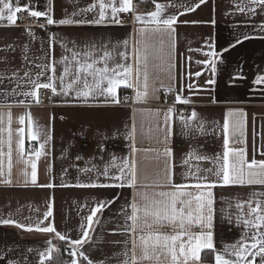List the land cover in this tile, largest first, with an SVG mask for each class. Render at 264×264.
Instances as JSON below:
<instances>
[{
  "label": "crops",
  "instance_id": "obj_1",
  "mask_svg": "<svg viewBox=\"0 0 264 264\" xmlns=\"http://www.w3.org/2000/svg\"><path fill=\"white\" fill-rule=\"evenodd\" d=\"M95 2L13 0L14 6L17 3L21 6L27 4L32 10L48 11L51 8V15L56 21L65 18L93 20L98 16V8L90 12L82 10ZM157 2L166 5L162 14L164 17L176 15L178 21L174 25L175 32L171 36H164V60L158 55L160 36L149 33L148 43L153 48L149 57V98L146 103H136L135 87L126 89L123 86L118 89L119 104L106 103L103 98L77 100L73 92L69 96L53 95L50 105L45 106L40 97L41 102L37 103L34 97L21 94L32 90V85L24 76L26 71L32 79L36 78L37 73H43L40 81L47 82L50 71L37 65H48L55 61L56 76L59 77L64 67L60 61L63 56H68L70 67L75 72L71 53L61 45L83 52L87 46L94 44L96 57L102 54L103 46H106L115 57L109 61L110 67L116 63H131L135 68L131 57L132 46L139 39L136 30L145 25L135 20L133 26L117 24L112 23L111 19L103 24L48 25L46 17H33L35 24L29 26L21 25L18 21L11 25L6 19L0 20V76L5 77L0 79V221L12 219L34 228L36 225H52L69 238V242H65L54 233L29 232L15 225L0 223V264H9V261L12 264H41V253H45L49 247L58 249L60 243H65L70 254L73 251L70 240L81 238L84 230L81 225L87 223V217L99 204L105 207L93 218L89 238L79 250L94 264H123L128 258L124 255L125 251L132 247L131 243H124L129 239L124 228L130 223L127 216L131 212L129 205L133 197L143 208L153 199H162L155 195L157 192L174 190L156 185L167 184L170 179L176 184L194 185L197 176L217 182V186L211 189L215 200V250L228 258L230 253L224 252L227 246L241 240L252 242L250 238L255 230L247 228L242 220L247 218L249 212L246 202L252 201V206H255L258 201L264 205V185H223L215 173L224 163L223 155L228 148L246 149V171L247 164L253 159L257 162L264 160V83H255L258 76H264V30H261L264 10L257 8L255 14L248 11L252 7L250 0H206L199 7L196 5L200 0ZM133 3L138 5L137 13H148L149 8L155 10L151 0H133ZM190 8L194 10H188ZM240 8H244V11H240ZM73 13L76 15L73 16ZM213 20L215 24L211 23ZM147 27L151 28L152 25ZM245 35L250 38L244 39ZM125 39L130 40L127 49L122 43ZM237 39L242 43L231 47ZM117 44L119 46L114 48ZM124 51L130 54L127 62L117 54ZM213 51L217 56L211 55ZM168 52L171 53L170 58ZM205 61H215V71L213 65ZM196 73L201 75L197 76ZM71 79L67 77L66 81ZM209 80L215 83L209 84ZM133 83H136L135 74ZM57 87L60 91L59 81ZM76 87L80 88L82 84ZM140 87L143 90V75ZM42 90H39V95ZM168 91L175 94V101L176 96L180 95L190 103L168 105L165 97ZM126 97L129 98L128 103L123 102ZM172 107L176 113L169 126L165 127L164 115ZM185 107L191 113H197V119H188L187 126L180 119ZM229 111L233 113L231 116L228 115ZM29 113L31 120L20 124L19 118ZM226 123L227 132L224 130ZM241 124L243 135L238 129ZM133 125L134 140L129 141L127 134L132 131ZM200 125L203 132L199 130ZM9 127L10 174L7 156ZM20 128L25 129L23 155L18 148ZM33 130L40 133L39 140L31 139ZM45 141L43 154L36 159L35 153L31 154L29 150L32 146L39 150L40 144ZM130 144L140 151L131 152ZM166 148L171 149L170 156L165 153ZM130 157L138 166L140 184L136 189L128 186H77L114 183L100 173L108 167L109 176L119 174V168ZM28 160L37 165L36 184L31 183L32 168ZM235 162L237 158L230 155L228 163ZM8 180L11 183H7ZM49 184L54 186H45ZM185 190L193 195L199 191L195 187ZM143 195L148 199H143ZM241 203L244 204L243 215L237 207ZM49 211L52 216L45 219ZM140 215L143 224V212ZM148 222H152L151 218ZM155 230V226L145 228L143 234ZM141 234L137 231L134 237L137 256L142 251L139 247ZM54 253L44 264H63L64 258L59 254L55 257ZM131 255L129 252L128 256ZM158 255L159 261L154 259L143 264H171L167 253L159 252ZM201 257V264H214V253L210 250H202ZM73 259L87 264L79 255H70L65 264ZM256 259L259 264V258Z\"/></svg>",
  "mask_w": 264,
  "mask_h": 264
},
{
  "label": "snow or ice",
  "instance_id": "obj_2",
  "mask_svg": "<svg viewBox=\"0 0 264 264\" xmlns=\"http://www.w3.org/2000/svg\"><path fill=\"white\" fill-rule=\"evenodd\" d=\"M139 2H145V0H139ZM155 4V10L148 13H137V4L133 3V0H96L95 3L90 5L87 9L82 11H93L98 8V16L93 20H74L72 18H65L59 21L53 19L51 15V8L48 11H38L32 10L30 5L21 6L18 3H13V0H0V20H7L11 25L17 23V13L29 12L31 17L40 18L46 17V22L48 25L60 24V25H72V24H103L109 19L112 23L123 24V20L119 19L121 13H131L136 22L145 25L136 30V34L139 39L136 40L135 45L132 46L131 57L135 62V68L131 63H116L114 66H109V61L113 60V51L107 50L106 46H103L102 54L96 57V45H89L86 50L81 52L73 49H67L66 45H61L65 47L66 51L71 53V62L75 64V72L73 73L70 67L69 57L63 56L61 63L64 65L63 74L59 77L56 76V64L53 61L48 65H37V67L46 68L50 71V75L47 77V82H41L40 76L43 73H37L36 78L32 79L29 72H25L24 76L27 78L28 82L32 85V90L28 92L21 93L25 97H34L37 103L39 100V90L50 89L53 95H63L69 96L73 92L77 100L83 99L87 101L89 98H103L106 103L119 104L120 98L118 96V89L123 86L126 89H132L135 87V101L136 103H146L149 98V85H148V67H149V57L152 55L153 45L148 43L149 33L153 35L160 36V49L159 58L164 60V36L167 34L171 36L175 32L174 25L178 21V16L168 15L164 17L162 14L165 11L166 5L157 2V0H151ZM206 0H200V3L196 5L199 7L200 4L205 3ZM252 5L248 11L255 14L256 9L260 8L264 10V0H250ZM175 7L176 5H170ZM183 7V5H181ZM110 10V11H109ZM194 10V9H188ZM240 11H244V8H240ZM7 13V15H5ZM183 14V13H181ZM76 13H73L75 16ZM215 24V21H211ZM147 25H152L148 28ZM44 27V25H41ZM261 30H264V25H261ZM250 37L245 35L244 39H249ZM124 47L127 49L130 40L125 39L123 42ZM242 43L241 40L237 39L231 47H235L236 44ZM74 44V42H73ZM119 44L115 45L118 47ZM228 49H224L227 51ZM122 59L127 62L129 60V52L124 51L117 53ZM213 57L217 56L216 52H211ZM167 56L170 58L171 53L168 52ZM27 59V57H25ZM204 63H209L213 65V71H215L214 63L215 61H205ZM171 68V64L168 65ZM135 74V85L133 83V75ZM13 75H17L14 73ZM141 75H143V90L140 87ZM197 76L201 73H196ZM67 77H72L71 80L66 81ZM5 77L0 76V79ZM91 78V82H89ZM57 81H59L60 91H58ZM209 84H214V80H209ZM255 83H264V76H258ZM82 87L77 88V85ZM171 91V89H169ZM176 102L179 103H190L187 98L176 96ZM176 109L174 107L169 108L164 115L165 127H168L173 119ZM233 113L229 111L228 115L231 116ZM181 121L187 126V120L191 119L195 121L197 119V113L193 111L189 118L184 116L180 117ZM26 120H31L30 113L26 116L19 118L20 124H25ZM9 125L11 124V113H8ZM238 129L240 134L243 135V125H239ZM199 130L203 132V126H199ZM225 132L228 131V124L224 125ZM8 148L9 151L7 156L9 158L8 168L9 174L12 167L11 164V128H8ZM19 134L21 139L18 142V148L21 154L24 153V139L25 129L20 128ZM135 126L133 125L132 131L127 134V139L129 141L134 140ZM31 139L39 140L40 133L36 130L31 131ZM167 139V137H166ZM41 143L39 150H35V157L39 159L43 154L45 144ZM228 141H225V147L227 148ZM103 150V148L101 149ZM131 152H138L140 149L136 148L134 144H130ZM146 151H153V149H146ZM165 153L171 155V149L166 148ZM264 154V153H262ZM234 155L237 158V162L229 164V156ZM246 149L233 150L228 148L223 155L224 163L221 165L219 171L215 173L217 177L222 180L223 185L237 184V185H264V160L257 162L255 159L247 164V171L245 170L246 164ZM197 159H207L206 157H196ZM80 159V157H77ZM31 165V183H37V165L31 160L27 161ZM115 166V164H113ZM254 169H259V171H254ZM85 171H90V169H85ZM199 171V169H197ZM211 172V169H208ZM27 175V173H25ZM107 177L109 180L114 181L111 184L103 183H91V184H79L78 187H119L123 188L128 186L130 188L136 189L139 184L138 178V166L134 159L131 157L123 162V165L119 168V174L109 176L108 167L100 173ZM197 182L194 185L187 184H176L170 179L167 184H158L156 187L165 188L171 187L172 191H159L155 195L161 197L162 199H153L150 203H146L143 208H141L135 201V196L133 201L130 203L129 207L131 209L130 214L127 216V223L124 231L129 234V239L124 243L132 244V247L127 249L124 253L128 257L123 264H143V262H151L154 259L159 261V252L167 253L171 258V264H201L202 250H210L214 253V264H257V259L259 258V264H264V205L261 202H255V206L252 201L246 202L248 204L249 212L247 218L242 220V223L249 229H254L253 235L251 236V243L241 240L237 241L236 244L227 246L224 250L225 253H230V256L226 258L224 253L215 250L214 244V193L211 191L212 188L217 186V182L208 181L207 177H196ZM11 183L10 180L6 181ZM46 187H53L54 185H45ZM188 187H195L198 191L197 195H193L192 192L186 191ZM187 197V199H185ZM143 199L147 200V196L143 195ZM105 207L104 204H99L95 209L91 211V214L87 217V223L81 225L84 229L81 233V238L71 239L70 246L73 251L70 255L76 257L77 255L84 258L87 264H94V262L88 258L83 251H80L82 247L89 238V233L92 230L93 218L98 212H100ZM237 207L241 209V215H243L244 204H237ZM141 212H143V224H141ZM52 216V212L49 211L45 214V219ZM151 218V223L148 219ZM239 219V218H238ZM98 222V221H97ZM4 225H15L16 227L25 229L26 231H38L42 233H54L56 237L61 241L69 242V238L66 234H61L57 229L52 226H39L36 225L35 228L31 225L20 224L12 219H4L0 221ZM155 226V231H149L147 235H144V229H152ZM198 229L194 231L193 229ZM162 229H171V231H163ZM139 231L142 233L139 236V247L142 249L141 255H136V239L135 234ZM49 243H51L49 241ZM54 251H59V249H54L49 247L45 253H41L43 259L41 264H44L45 260H49L52 257ZM131 252L132 255L128 256ZM235 257V259L231 258ZM251 258V259H249ZM9 264H12L9 261ZM69 264H80L79 260L73 259Z\"/></svg>",
  "mask_w": 264,
  "mask_h": 264
},
{
  "label": "built area",
  "instance_id": "obj_3",
  "mask_svg": "<svg viewBox=\"0 0 264 264\" xmlns=\"http://www.w3.org/2000/svg\"><path fill=\"white\" fill-rule=\"evenodd\" d=\"M151 11H153V9L149 8L148 12H151ZM17 17H18L17 21L21 25H29L30 26V25H34L35 24V22L33 20V17H31L28 12H23L22 11L20 13H17ZM120 19L123 20V24H127V25H132L133 26L134 23H135L134 22V18H133V14H131V13H123L121 15ZM52 96H53V94H52L50 89H48V90L43 89L41 91L40 95H39L40 100L42 101V104L45 105V106L50 105V101L52 99ZM165 97L167 99L166 103L168 105H173V106L178 105L176 103V101H175V94L173 92H169V91L165 92ZM123 102L128 103L129 102V98L126 97L123 100ZM182 115L185 116V117H190L191 116V111L189 110V108L185 107L183 109V114ZM35 150H36V147L32 146L29 151H30L31 154H34ZM66 258L70 259V254L67 253L66 254Z\"/></svg>",
  "mask_w": 264,
  "mask_h": 264
},
{
  "label": "trees",
  "instance_id": "obj_4",
  "mask_svg": "<svg viewBox=\"0 0 264 264\" xmlns=\"http://www.w3.org/2000/svg\"><path fill=\"white\" fill-rule=\"evenodd\" d=\"M58 249H59V251H55V253H54L55 257L59 254V255H61V257L64 258L62 263L63 264L67 263L66 254L69 253V251L66 248L65 243H60Z\"/></svg>",
  "mask_w": 264,
  "mask_h": 264
}]
</instances>
